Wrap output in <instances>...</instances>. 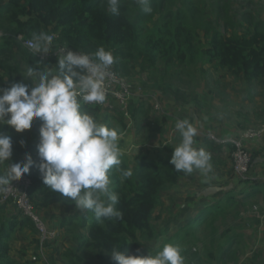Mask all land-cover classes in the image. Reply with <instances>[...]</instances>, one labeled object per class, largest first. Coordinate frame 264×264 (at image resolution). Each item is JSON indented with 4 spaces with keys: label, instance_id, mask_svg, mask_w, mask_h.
Returning <instances> with one entry per match:
<instances>
[{
    "label": "trees",
    "instance_id": "16d2710c",
    "mask_svg": "<svg viewBox=\"0 0 264 264\" xmlns=\"http://www.w3.org/2000/svg\"><path fill=\"white\" fill-rule=\"evenodd\" d=\"M177 1L151 0L152 12L146 14L134 0H122L119 15H113L107 0H0V31L4 34L0 39V88L9 87L12 82L29 84L21 73L36 61L51 67L57 65V56L42 59L40 53L33 55L32 50L24 45L25 40L31 39L33 31L55 34V50L67 47L91 54L103 46L116 58L111 68L127 77L134 76L130 74L132 71L155 69L160 61H178L183 65L202 59L204 63L226 69L248 81L264 78L263 20L254 21L251 15L245 32L225 35L193 0L185 1V10L177 7ZM220 10L217 17L225 19L228 28L235 27V21L227 13L228 5L221 6ZM177 21L183 23V28L176 26ZM170 88L160 89L174 94L180 102L188 101L181 90ZM100 106L84 105L83 110L100 120ZM133 116L135 133L149 131L146 137L150 139L163 133L161 122L166 118L152 121L147 101H141L134 108ZM110 117L116 119L120 132L126 131V110L105 114L101 120L106 123ZM40 126L41 121L34 118L32 136L28 142L22 143L17 131L7 124H0V132L11 137V162L23 163L26 154L31 155L34 164L24 175L31 179L27 193L37 210L50 208L55 203L75 207L70 198L50 190L42 180L37 151ZM121 159L120 167L131 169L133 175L121 180L115 169L110 170L109 175L111 190L119 196L117 208L122 212V219L98 222L94 213L83 211L60 222L77 242L74 250L70 249V264H88L82 255L85 251H90L99 264H117L111 257L113 247L126 254L144 255L141 238L153 240L160 235L154 227L155 220L161 217L156 210L164 204V193L179 184L181 173L170 163L171 155L162 152L155 158L140 153L134 157L133 164L127 156L123 155ZM6 166L7 162L0 165V174ZM226 201L242 205L233 198ZM217 205L221 207L222 204L219 202ZM6 207V203L0 202V264H42L37 257L22 262L11 255L14 233L23 227L34 226V222L28 217L7 216ZM203 216L199 214L196 219L201 220ZM172 221L178 227L188 225L178 218ZM231 247L232 244L223 250V257L237 263L239 257L235 253L229 255ZM209 256L213 258L214 254L209 253Z\"/></svg>",
    "mask_w": 264,
    "mask_h": 264
},
{
    "label": "clouds",
    "instance_id": "9594fccd",
    "mask_svg": "<svg viewBox=\"0 0 264 264\" xmlns=\"http://www.w3.org/2000/svg\"><path fill=\"white\" fill-rule=\"evenodd\" d=\"M121 2L107 0L113 15H119ZM135 2L146 14L152 12L151 0ZM55 39V34L45 31L31 33L32 54L54 51L57 65L36 61L21 73L31 85L12 82L0 88V124L23 132L31 128L34 118L39 119L38 169L44 184L70 198L76 209L94 213L98 222L122 219L119 196L111 190L109 175L112 169L121 180L133 175L131 169L120 167L124 155L121 135L83 110L84 105L105 103V84L116 58L103 46L91 54L67 47L53 50ZM175 129L180 141L173 147L170 163L179 173L199 172L207 178L213 172L212 157L195 146L197 128L188 119H177ZM11 157V137L0 132V165L7 162L0 174V195H6L12 181H19L34 164L30 154L23 163H13ZM111 257L117 264H185L182 248L175 243H164L154 255L150 251L147 255L126 254L113 247Z\"/></svg>",
    "mask_w": 264,
    "mask_h": 264
},
{
    "label": "crops",
    "instance_id": "0c3cea01",
    "mask_svg": "<svg viewBox=\"0 0 264 264\" xmlns=\"http://www.w3.org/2000/svg\"><path fill=\"white\" fill-rule=\"evenodd\" d=\"M26 69L22 72L26 71ZM227 72L226 74H220L221 77L214 80L215 88H213V93L200 95L202 107L201 104L197 107L193 103L194 101L181 103L171 94L163 93L162 90L160 92L152 90L149 94L151 98L148 99V93L145 94V92L135 87L133 85L135 82L132 81L129 102L124 109L127 112L130 110L132 121L134 120V108L141 101H146L147 98L148 102L154 104L150 119L154 121L158 118L162 121V118L165 117L166 122H161L163 133L159 137H152L145 142H136V140L134 141L135 133L133 127L131 135L126 138L121 135L119 142L124 156L128 155L127 157L131 164H133L134 157L140 153L148 154L153 158L161 152L164 155L172 156L173 150L170 151L165 146L169 145L173 148L180 141L175 129L176 120L188 119L197 128V135L194 138L195 146L198 148L202 147L211 153L213 172L207 178L213 182L208 185L207 183H200L198 180L196 183L199 185L196 184L198 186L196 190L192 185H188L186 196L184 195L185 201L182 199L183 208L186 212H183L184 215H182V212L178 213L175 218H178L181 222L190 223L200 220L196 218L199 214H203L202 221H204L207 215L226 213L225 208L229 204L226 201L228 198H233L242 204L250 200V218H248L250 232L242 233L243 236L246 235L250 239V259H248L247 264H264V133L256 138H243L251 154L250 178L245 182L240 181L233 173V159L231 156L233 144L229 141L221 143L211 138L213 134L220 139H238L242 138V134L247 128L264 126V78L248 81L243 76L236 77L231 72ZM24 81L31 84L30 79H24ZM156 105H159V107H156ZM141 118L144 119V117ZM31 129H33L32 125ZM196 173L200 174L199 172ZM183 175L184 173H181V178H184ZM203 179L204 177H202ZM185 181L189 182L190 178H185ZM219 202L222 204L221 207H217ZM233 204L235 205V203ZM229 206L234 207L232 204H229ZM255 206L258 207V212L254 211L253 207ZM209 207H212L211 210L205 211ZM38 211L48 224V227L57 232V236L58 230L63 231L65 239L70 241L69 246L74 249L77 242L61 226L60 222L62 219L69 218L72 214H81L82 211L76 209V206L70 208L62 203H55L50 208H43ZM6 215L17 214L11 213L7 206ZM172 223L175 222L172 221ZM19 230L31 232L29 226L17 231ZM17 249L19 252L26 253L20 248ZM30 252L34 253V255L27 260L37 257L40 259L39 263L45 264V259L40 255L39 257L37 256L40 254L38 249L32 247ZM11 255L17 259L23 258L22 255L16 256L15 251H11Z\"/></svg>",
    "mask_w": 264,
    "mask_h": 264
},
{
    "label": "rangeland",
    "instance_id": "374dc122",
    "mask_svg": "<svg viewBox=\"0 0 264 264\" xmlns=\"http://www.w3.org/2000/svg\"><path fill=\"white\" fill-rule=\"evenodd\" d=\"M185 1L186 0H178L177 7H182V9L185 10ZM193 1L204 10L205 14L213 20L216 28L221 30L225 35L232 32H237L239 34L245 32V29L249 26L248 21L250 20L251 15H253L254 21H264V0ZM224 5H228L229 11H227V13L235 21V27L228 28L225 25V19H219L217 17L218 13L221 11L220 7ZM182 25L183 23L181 21L176 22L177 27L183 28ZM3 36V32L0 31V39H2ZM203 40H206V38H203ZM48 54H50L48 57L55 56L54 51ZM226 73H228L227 70L218 68L211 63H204L202 59H198L183 65L178 61L173 63L160 61L158 67L155 69L132 71L130 74H134V76L127 77L120 74L117 75L120 78H123V80L129 85L134 81L135 83L133 85L135 87L142 90V92H145V94L148 93V99L151 98L149 94L152 90L160 92V88L167 89L171 86L170 90H181L180 93L188 100L186 102L189 103L194 101L193 103L197 105V107L200 106V104L202 107L203 104L200 95L204 93H213V88H215L213 84L214 80L221 77L220 74ZM163 93L166 92L163 91ZM181 103H183V101ZM123 106L121 100L116 95H109L106 98L105 103L100 106L102 108L100 112L102 114L101 119L105 117V114H116V110L124 112L125 110ZM147 106L150 107L152 112L154 104L147 101ZM126 113L128 116L126 119L128 122L126 131L120 132L121 129L114 117H110L105 123L110 127L116 128L118 133L123 135L122 137L124 138L131 135L133 127H135V121H132L130 118V110L128 112L126 111ZM101 121L103 122V120ZM247 130H250V128H247L245 131ZM148 132L149 131L143 130L139 133H135L134 131L135 138L137 136L136 139L134 138V141L145 142L149 140L150 138L146 137ZM18 133L23 143H26L29 141V137L32 136V129L30 128ZM169 147V145L165 146L166 149L172 151L173 148L170 149ZM233 149L234 148H232L231 152L232 158ZM183 176L184 178L180 179L177 186L164 193V204L159 206L156 210V214L161 217L158 220H155L154 227L158 234L162 235H158L153 240H145L141 238L145 250L144 255H147L148 251L154 255L164 243H175L182 248L185 257V264H237L232 260L223 257V250H225L226 246L232 244L229 255L231 256L232 253H235L239 257L238 264H247L248 259H250V239L247 238L246 235L243 236L242 233L250 232V222L248 219L250 218V200L238 206L232 204L234 207H230L229 204H227L228 207L225 208L226 213L207 215L204 221H202V219L192 221L188 223V225L184 224L183 226L178 227L177 224L172 223V220L178 216V213L182 212V215H184L183 212H186L183 208L182 199L184 200V195L186 196L188 185H192L196 190L198 187L196 184L199 185L196 183L198 180L200 183H207L208 185L213 182L209 178H205L196 172L191 174V177L185 174ZM202 177H204L203 180ZM185 178H190V181L186 182ZM4 203L9 207L11 213L18 215V218L21 219L24 217L19 213V210L13 205L12 201ZM180 203H182V205H180ZM253 208L255 212H258L257 206ZM30 229L31 232L19 230L13 235L12 252L15 251L16 256H23V258L18 259L19 261L24 262L27 259H31L34 253H31L30 251L32 247H34L40 251V254L37 256L39 257L40 255L44 258L45 264L71 263L70 249L72 246H69L70 241L65 239L66 237L63 235V231L61 232V230H58V236L56 235L53 239H41V234L34 226H30ZM17 248L22 249L24 252L26 251V253L19 252ZM73 250L74 249H72V251ZM209 253H213L215 257H210ZM82 255L86 258L87 262H89L88 264H99L98 260L90 251H85Z\"/></svg>",
    "mask_w": 264,
    "mask_h": 264
},
{
    "label": "built area",
    "instance_id": "2783aa9c",
    "mask_svg": "<svg viewBox=\"0 0 264 264\" xmlns=\"http://www.w3.org/2000/svg\"><path fill=\"white\" fill-rule=\"evenodd\" d=\"M31 39L25 40L24 45L30 48ZM61 48V47H59ZM57 48V50L59 49ZM40 58L46 59L50 54L40 53ZM56 56V53L54 52ZM128 83H126L123 78H120L117 73L111 68L110 76L105 84L106 98L109 95H116L120 100L125 109L129 102L131 90ZM96 106L99 104H90ZM159 107V105H156ZM127 114V113H126ZM264 133V126L259 128H250V130L244 131L242 138L225 140L220 139L215 135H211V138L221 142H231L233 144V173L242 180H248L250 178V164H251V154L249 153L248 148L246 147L243 138H256L260 137ZM31 179L23 175L19 181H12L13 187H10L9 192L6 195H0V202L12 201L16 208L19 210V213L24 217L30 218L39 233L41 234V239H53L56 237L57 232L48 227V224L45 222L40 212L35 207L34 203L31 201L28 196L27 190L31 185Z\"/></svg>",
    "mask_w": 264,
    "mask_h": 264
}]
</instances>
